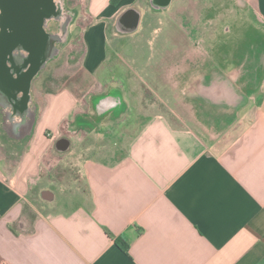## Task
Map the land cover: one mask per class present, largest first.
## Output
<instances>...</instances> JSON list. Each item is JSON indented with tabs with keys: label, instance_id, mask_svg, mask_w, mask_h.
I'll use <instances>...</instances> for the list:
<instances>
[{
	"label": "crops",
	"instance_id": "0c3cea01",
	"mask_svg": "<svg viewBox=\"0 0 264 264\" xmlns=\"http://www.w3.org/2000/svg\"><path fill=\"white\" fill-rule=\"evenodd\" d=\"M86 3L79 73L0 106V264H264V0ZM160 24L204 48L144 100L108 46Z\"/></svg>",
	"mask_w": 264,
	"mask_h": 264
},
{
	"label": "rangeland",
	"instance_id": "374dc122",
	"mask_svg": "<svg viewBox=\"0 0 264 264\" xmlns=\"http://www.w3.org/2000/svg\"><path fill=\"white\" fill-rule=\"evenodd\" d=\"M63 1L65 3V0ZM86 2L87 0H72V2L69 3V6L75 14H85L87 12ZM230 11L231 10L228 9V13H230ZM85 22L86 21H81L80 24L84 25ZM173 23H175L174 20ZM79 28L81 27H78L76 25V22L73 20L68 28L69 43L71 41V45L67 47L68 49L63 50L61 56L54 63H52L53 66L49 64L50 60H48V65L46 64L47 66L45 65L46 67L44 66V68H42L35 75L36 78L34 77L35 79L33 80L31 85L32 94L56 90L58 87H60L61 83H63L64 79L69 76V74H67L66 72H69V70L71 71L72 68L73 70H76L77 73H79L80 56L82 50L80 47L81 41H79L78 39ZM178 28L180 30H178ZM70 30H75L77 31V33L74 34L75 31H73V33L71 34ZM182 33L186 32H184L180 27H177L175 25L168 26L167 24H160L159 31L153 35L148 34L145 37L137 38L127 35L126 37L117 41L116 44H118V46L115 49L113 48L115 47V45H112L114 42H112V44L109 43L108 48L109 50L111 49L113 58H116L117 61L123 59V61L125 62L128 61L133 63L134 61H136L135 70H133V73H131V78L133 80H136V82L138 81L139 83H141L139 84L138 92L147 94L144 100H148V98L150 97V89L152 86L156 87V91H154V94L157 96L158 100L162 97V95H165L162 92L160 68L165 63V60L163 61V56L167 50L171 53L175 48L174 46H176L181 47L182 50L184 49V51H198L200 47H203L198 43L199 39H196L195 43H192L191 41L190 43L189 38L186 36L183 37ZM116 50H120L121 54L117 55ZM181 52L182 53H178L176 57L182 55L183 51ZM187 63L189 64L190 62ZM206 64H208V62ZM127 93L132 108L136 110L139 103L137 95L128 90ZM168 95L172 96V98H175V96H177L178 94L174 90L171 91V94ZM151 109L152 108L150 107V110Z\"/></svg>",
	"mask_w": 264,
	"mask_h": 264
},
{
	"label": "water",
	"instance_id": "95a60500",
	"mask_svg": "<svg viewBox=\"0 0 264 264\" xmlns=\"http://www.w3.org/2000/svg\"><path fill=\"white\" fill-rule=\"evenodd\" d=\"M21 7L22 13L6 22V32L0 33V106L24 114L33 78L58 52V34L45 33L42 23L60 20L65 11L62 0H22ZM68 15L72 21L74 15ZM22 48L29 53H22Z\"/></svg>",
	"mask_w": 264,
	"mask_h": 264
},
{
	"label": "flooded vegetation",
	"instance_id": "af4514ba",
	"mask_svg": "<svg viewBox=\"0 0 264 264\" xmlns=\"http://www.w3.org/2000/svg\"><path fill=\"white\" fill-rule=\"evenodd\" d=\"M14 1H15V4H14ZM152 1L155 4H157V2H162L165 0H152ZM71 2H72V0H65V3H64V1L62 0L63 11H65V12L63 13V16L60 20L55 19V18H51V19H46L42 23V28H43V31L45 33H47V34L57 33L58 34L59 37L56 41L58 51H59V47L65 45L69 39L68 28H69V25L72 23L73 20L70 21L71 18L69 19L70 16L68 15V12L72 16L73 15H74V17L76 16L74 11L69 6V3H71ZM21 3H22V0H0V33H1V31L6 32V28H7L5 26V24H7L6 22L11 23V19L16 17V15H18V14L20 15L22 13ZM9 4H10V7H9ZM11 5H13L14 8ZM131 16H132V14H131ZM128 17H130V14H128L127 18ZM129 22L131 23V20ZM122 23L123 22H121V24ZM21 51H22V53H26V54L29 53V51L24 49V48H22ZM54 57H52L51 59H53Z\"/></svg>",
	"mask_w": 264,
	"mask_h": 264
},
{
	"label": "trees",
	"instance_id": "16d2710c",
	"mask_svg": "<svg viewBox=\"0 0 264 264\" xmlns=\"http://www.w3.org/2000/svg\"><path fill=\"white\" fill-rule=\"evenodd\" d=\"M118 242V241H117ZM117 244H119V243H117ZM119 246H121V248L123 249V250H126V246L125 245H121V244H119Z\"/></svg>",
	"mask_w": 264,
	"mask_h": 264
}]
</instances>
